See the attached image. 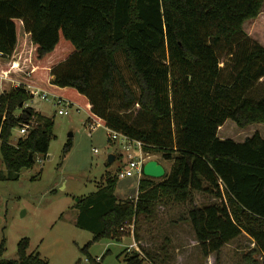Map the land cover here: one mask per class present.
<instances>
[{"label": "trees", "instance_id": "1", "mask_svg": "<svg viewBox=\"0 0 264 264\" xmlns=\"http://www.w3.org/2000/svg\"><path fill=\"white\" fill-rule=\"evenodd\" d=\"M263 4L0 0L1 57L13 56L21 21L33 43L32 78L43 76L104 126L173 163L159 182L143 173L134 199H119L116 176L77 199L76 226L90 231L94 242H121L123 228L137 224L140 216L152 217L161 200L186 204L204 193L219 201L188 213L203 253L219 252L244 232L264 253V137L256 133L236 142L218 136L228 120L241 128L264 124V95L253 93L264 83V46L244 30ZM32 98L23 86L0 94V152L7 180H19L38 157H47L55 138L53 119L24 108ZM24 124L27 135L12 144L13 130ZM72 147L69 139L64 154ZM4 231L0 228V264H49L40 253H29L27 237L19 241L15 258L4 259ZM144 261L137 252L125 258L126 264Z\"/></svg>", "mask_w": 264, "mask_h": 264}, {"label": "rangeland", "instance_id": "2", "mask_svg": "<svg viewBox=\"0 0 264 264\" xmlns=\"http://www.w3.org/2000/svg\"><path fill=\"white\" fill-rule=\"evenodd\" d=\"M17 49L9 59L0 56V94L23 86L28 91L39 89L48 97H33L24 108H33L54 121L55 138L47 157H38L32 169L23 170L19 180H7L8 170L0 152V228L5 227L7 251L4 259L16 257L18 243L30 239L29 253H40L49 264H126L125 258L134 252L145 259L144 264H251L249 259L264 264V254L258 242L247 233L225 245L219 252L205 255L188 218L194 206L203 207L219 200L204 193H196L192 202L175 203L161 200L154 206L152 217L140 216L137 224L125 226L121 242L104 239L94 242L90 231L76 226L77 199L89 196L106 183L109 177H118L117 196L121 200L134 199L139 193L136 172L122 179V171L140 159L141 152H128L120 141L109 142L108 129L102 125L93 132L89 129L86 109L74 101L69 115H59L58 96L69 98V93L56 91L43 76L32 78L33 43L20 21ZM245 33L264 46V4L260 15L244 24ZM22 49H20V48ZM20 50V52L18 51ZM16 63L13 68L12 63ZM9 72L8 77H3ZM255 96L264 95V83L254 89ZM22 111H17L19 116ZM259 133L264 137V124L255 123L245 128L228 120L221 127V139L244 142ZM27 135V134H26ZM72 135V136H70ZM21 138L20 127L13 130L11 143ZM72 139L73 147L64 154V146ZM111 155L116 156L108 163ZM145 161L157 160L170 173L173 163L154 152H143ZM109 164V165H108ZM143 178V176H142ZM141 178V179H142ZM154 179L156 182L163 180ZM136 231V236L134 231ZM136 246L132 247L134 243ZM100 258V261L97 260Z\"/></svg>", "mask_w": 264, "mask_h": 264}, {"label": "built area", "instance_id": "3", "mask_svg": "<svg viewBox=\"0 0 264 264\" xmlns=\"http://www.w3.org/2000/svg\"><path fill=\"white\" fill-rule=\"evenodd\" d=\"M13 68L16 67V63H12ZM9 72H4L2 74L3 77H8ZM32 95L33 97H37V96H41L42 99H47L48 95L45 92H41L39 89H33L32 90ZM57 105L61 106V109L58 110V114L59 115H69L70 114V109L73 107L74 102H72L71 100L67 99V98H63L61 96H58V101H57ZM90 122L88 124L89 129L91 130V132H93L97 127L102 126L103 124L97 120L95 117L89 115V121ZM28 128L29 125L28 124H24L22 127H20V133H21V137H24L27 133H28ZM108 129V136H109V142H116V141H120L122 143V145L124 146V148L130 152L134 149H139L141 152L140 155V159L137 161H132L133 166L125 171H122L119 175L120 178L124 179L126 178L128 175L131 174L132 171L136 172V176L139 179V181L141 180L142 176H143V167L144 164L146 163L145 158L143 156V143L140 141H136V140H132L130 139L128 136L110 130ZM123 230H125V227L123 228ZM136 242V241H135ZM137 242L134 243V245H132V247L136 246ZM264 254V253H263ZM98 261H100V258H97Z\"/></svg>", "mask_w": 264, "mask_h": 264}, {"label": "water", "instance_id": "4", "mask_svg": "<svg viewBox=\"0 0 264 264\" xmlns=\"http://www.w3.org/2000/svg\"><path fill=\"white\" fill-rule=\"evenodd\" d=\"M31 159H32V155H31ZM115 160H116V156L111 155L109 157L108 163H113ZM143 173L146 177H149L152 179H160V178L165 177L166 169L157 160H150L144 164Z\"/></svg>", "mask_w": 264, "mask_h": 264}, {"label": "crops", "instance_id": "5", "mask_svg": "<svg viewBox=\"0 0 264 264\" xmlns=\"http://www.w3.org/2000/svg\"><path fill=\"white\" fill-rule=\"evenodd\" d=\"M18 48H20V47H18ZM17 49V48H16ZM20 49H22V48H20ZM19 52H20V50H18ZM70 100V99H69ZM72 101V100H71ZM73 102V101H72ZM87 111V110H86ZM87 113H88V115H91L88 111H87ZM222 127V126H221ZM221 127H220V129H221ZM220 129H219V132H220ZM219 132H218V136H219ZM219 138H221L220 136H219ZM223 139V138H222ZM161 163V162H160ZM165 166V165H164ZM165 169H166V171L168 170V167H165ZM198 242V241H197Z\"/></svg>", "mask_w": 264, "mask_h": 264}]
</instances>
